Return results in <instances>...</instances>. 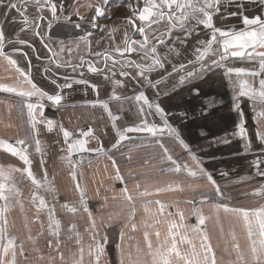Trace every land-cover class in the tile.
Returning <instances> with one entry per match:
<instances>
[{"label":"crops","instance_id":"crops-1","mask_svg":"<svg viewBox=\"0 0 264 264\" xmlns=\"http://www.w3.org/2000/svg\"><path fill=\"white\" fill-rule=\"evenodd\" d=\"M231 4L0 0V264H264V44L209 53Z\"/></svg>","mask_w":264,"mask_h":264},{"label":"flooded vegetation","instance_id":"flooded-vegetation-1","mask_svg":"<svg viewBox=\"0 0 264 264\" xmlns=\"http://www.w3.org/2000/svg\"><path fill=\"white\" fill-rule=\"evenodd\" d=\"M224 2V0H221ZM213 4V0H212ZM214 3V5H216ZM262 20L260 21V24L258 26H253L251 23H249L248 28H246L242 32H237L235 33L232 38H223L221 40H218L214 42L211 47L209 53L214 57V60H218V63L220 65L219 68L225 69L229 67V65L236 60L240 59H249V56L254 55L256 48L261 47V45L264 44V2H262ZM240 5V3H239ZM226 12H223V15H225ZM234 17V16H232ZM252 21V20H250ZM251 24V25H250ZM241 45L239 46L241 49L240 50H235L237 47L234 45ZM208 53V54H209ZM201 66V65H199ZM209 65L206 66V68ZM197 65L193 68H196ZM201 69V68H200ZM193 69L192 68H185L183 69V72L177 77L175 80V83H181V84H186L184 81L186 78L188 79V73H190ZM199 70V69H198ZM186 79V80H187ZM221 102V101H219ZM230 159H225V160H231ZM231 163H226V165H232L233 162L230 161ZM249 164V162H248Z\"/></svg>","mask_w":264,"mask_h":264},{"label":"water","instance_id":"water-1","mask_svg":"<svg viewBox=\"0 0 264 264\" xmlns=\"http://www.w3.org/2000/svg\"><path fill=\"white\" fill-rule=\"evenodd\" d=\"M238 1H240V0H229V2H232V4L229 6L226 14L224 15V18L227 17V19H228V18H231L232 16L238 17L240 20H238L236 22L237 24H235V25L238 26V24H241L239 22L242 21V23H244V26L243 27H239L238 26L239 28L237 29L238 32H242L246 28L250 27L249 23H251V24H253V23H252V21H250L249 16L241 9V6L238 4ZM146 9H149L148 5H146ZM234 46L235 47H239L241 45L237 44V45H234Z\"/></svg>","mask_w":264,"mask_h":264},{"label":"built area","instance_id":"built-area-1","mask_svg":"<svg viewBox=\"0 0 264 264\" xmlns=\"http://www.w3.org/2000/svg\"><path fill=\"white\" fill-rule=\"evenodd\" d=\"M111 35V34H108V36ZM110 38V37H109Z\"/></svg>","mask_w":264,"mask_h":264},{"label":"rangeland","instance_id":"rangeland-1","mask_svg":"<svg viewBox=\"0 0 264 264\" xmlns=\"http://www.w3.org/2000/svg\"><path fill=\"white\" fill-rule=\"evenodd\" d=\"M103 13V11L101 12V14Z\"/></svg>","mask_w":264,"mask_h":264},{"label":"trees","instance_id":"trees-1","mask_svg":"<svg viewBox=\"0 0 264 264\" xmlns=\"http://www.w3.org/2000/svg\"><path fill=\"white\" fill-rule=\"evenodd\" d=\"M124 2H126V1H124Z\"/></svg>","mask_w":264,"mask_h":264}]
</instances>
